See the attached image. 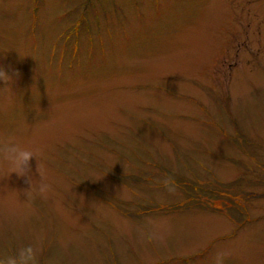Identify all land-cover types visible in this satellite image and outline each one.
<instances>
[{
	"label": "rangeland",
	"instance_id": "1",
	"mask_svg": "<svg viewBox=\"0 0 264 264\" xmlns=\"http://www.w3.org/2000/svg\"><path fill=\"white\" fill-rule=\"evenodd\" d=\"M0 68V264H264V0H0Z\"/></svg>",
	"mask_w": 264,
	"mask_h": 264
},
{
	"label": "clouds",
	"instance_id": "2",
	"mask_svg": "<svg viewBox=\"0 0 264 264\" xmlns=\"http://www.w3.org/2000/svg\"><path fill=\"white\" fill-rule=\"evenodd\" d=\"M0 80L9 83L12 76L2 68H0ZM159 143L160 141L157 140ZM36 158V172L41 177L40 180H35L32 173V160ZM0 165H5L10 170L11 174H16L20 178H27L26 182L31 185L30 190H26L24 195L27 197V202L30 204L37 196L42 199H49L50 194L54 191L53 185L48 181L46 170L38 159L36 151L22 146L10 136H0ZM160 183L170 194H175L178 186L172 176L164 177ZM57 208L61 205L56 202ZM127 227V224H125ZM168 225L164 220L149 219L143 226L137 228L139 235L148 242H158L164 244L166 242L165 234ZM41 249L33 244L21 247L16 255L7 257L3 264H37L38 256ZM225 254L217 252L212 258V264H224Z\"/></svg>",
	"mask_w": 264,
	"mask_h": 264
}]
</instances>
